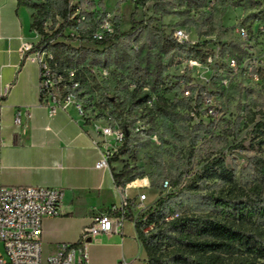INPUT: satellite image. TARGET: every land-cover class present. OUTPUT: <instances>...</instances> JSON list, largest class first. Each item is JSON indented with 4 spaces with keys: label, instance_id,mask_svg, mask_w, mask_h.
<instances>
[{
    "label": "rangeland",
    "instance_id": "rangeland-1",
    "mask_svg": "<svg viewBox=\"0 0 264 264\" xmlns=\"http://www.w3.org/2000/svg\"><path fill=\"white\" fill-rule=\"evenodd\" d=\"M32 2L35 6L27 8L33 15L47 12L44 26L51 32L60 22L53 15L56 0ZM73 2L78 10L53 42L72 68L81 71L74 94L84 113L97 126L128 131L124 153H115L110 164L115 172L134 174L121 185L134 194L131 214L138 212V194H146L148 208L152 199L178 188L170 185L172 180H179V186L188 183L214 152L239 178L245 173L264 186L254 163L255 156L264 158V128L256 126L264 121V33L253 31L264 24V0H148L143 5L93 0L92 6L90 0ZM239 26L249 29V38L238 35ZM103 28L126 34L98 45L95 37ZM176 29L185 31L189 46L201 44L197 53L174 46V40L182 42L175 37ZM191 58H196L195 66ZM187 84L194 86L193 96L199 87L209 93L208 104H196L185 95ZM134 92H146L151 100L134 104ZM193 107L198 113L189 119ZM220 188L212 181L199 184L192 195L183 196L185 206L195 212L207 209L205 195Z\"/></svg>",
    "mask_w": 264,
    "mask_h": 264
},
{
    "label": "crops",
    "instance_id": "crops-1",
    "mask_svg": "<svg viewBox=\"0 0 264 264\" xmlns=\"http://www.w3.org/2000/svg\"><path fill=\"white\" fill-rule=\"evenodd\" d=\"M37 40L30 10L17 0H0V186L62 190L61 214L42 219L45 257L58 244L77 242L96 215L123 199L130 203L134 194L116 185L110 166H96L98 138L92 125L81 124L73 106L50 113L40 102L39 66L20 52L24 41ZM21 107L28 116L18 125L14 116ZM88 241V264H142L146 258L130 217L119 232H100Z\"/></svg>",
    "mask_w": 264,
    "mask_h": 264
},
{
    "label": "trees",
    "instance_id": "trees-1",
    "mask_svg": "<svg viewBox=\"0 0 264 264\" xmlns=\"http://www.w3.org/2000/svg\"><path fill=\"white\" fill-rule=\"evenodd\" d=\"M148 0H135L136 5H143ZM19 5L34 7L32 0H17ZM91 6L94 5L90 0ZM54 17L60 19L58 26L48 32L44 23L49 17L47 12L32 16L31 27L37 32L40 44H46L56 59L64 67L72 68L70 60L59 44L55 41L63 36L62 31L70 25L71 16L78 10L77 6L69 4V0H56ZM104 13L101 17H104ZM55 21V18H53ZM93 28H97L99 22ZM126 33L114 30L105 33L101 38H95V43L104 45L117 41ZM174 46L180 49L190 48L197 53L201 44L188 45L187 42L174 40ZM81 77V71L76 70V78ZM191 100L202 103L203 95H209L199 87L196 97ZM137 96V97H136ZM134 104L149 102L151 96L132 93ZM198 113V111H197ZM90 118H88L89 120ZM192 119V115L189 116ZM258 129L264 128V121L256 123ZM124 129V140L113 153H124L127 146L128 131ZM116 185L121 186L134 179V174L124 169L115 172L110 162ZM254 157V156H253ZM257 171L264 177V158L255 156ZM249 168V164H248ZM245 171L241 169V172ZM221 184L218 193L205 195L207 209L195 212L185 206L183 196L192 195V191L200 185ZM179 180H172L171 186L176 190L157 197L153 203L138 218L146 216L145 222H137L138 237L146 254V264H264V186L259 180H249L247 174L241 173L240 178L234 168H229L221 154L212 153L205 163L194 173L188 183L179 186ZM133 214L129 212V217ZM147 232L142 227L151 225Z\"/></svg>",
    "mask_w": 264,
    "mask_h": 264
},
{
    "label": "built area",
    "instance_id": "built-area-1",
    "mask_svg": "<svg viewBox=\"0 0 264 264\" xmlns=\"http://www.w3.org/2000/svg\"><path fill=\"white\" fill-rule=\"evenodd\" d=\"M69 0V4L77 6ZM78 7V6H77ZM264 33V24L256 30ZM113 30L103 28V32H97L95 38H101L105 33H112ZM238 35L242 39L250 36V31L245 26H239ZM175 37L186 40L184 30L176 29ZM20 52L29 53L39 66V95L40 102L49 109L50 113L58 108L67 109L73 106L80 118L82 125H92L95 132V143L100 148V157L96 166L104 168L109 166V159L117 150V147L124 140V129L120 126L102 125L88 120L79 102L75 101V91L80 85L76 78V69L64 67L56 59L54 52L46 46L36 42L24 41ZM190 65L197 64L196 58L189 60ZM231 65L235 66V60H231ZM259 78V74H255ZM183 87L185 95H190L192 90ZM198 94V91L196 95ZM196 95L194 97H196ZM202 103L208 104L209 97L204 95ZM1 102V95H0ZM208 112L214 115L213 108H208ZM190 114L195 117L197 109L193 107ZM24 116H28V110L24 107L18 108L14 116L15 124H22ZM165 181L164 185H167ZM63 192L60 188L47 186H0V264H88L87 244L88 240L97 233L119 232L122 223L129 217V203L127 199L121 200L118 204H113L106 212L96 215L92 222L81 230L79 240L75 243L58 244L54 253L42 255L40 240L42 219L45 216H56L61 214V202ZM146 194L140 193L137 196L138 212L130 218L137 222H145L146 216L138 218L140 212L145 211ZM151 225L142 227L143 232H147ZM120 264H128L120 262ZM146 264V258L142 261Z\"/></svg>",
    "mask_w": 264,
    "mask_h": 264
}]
</instances>
